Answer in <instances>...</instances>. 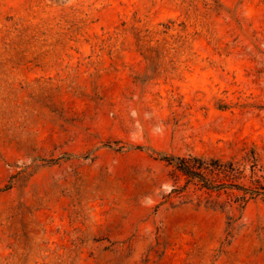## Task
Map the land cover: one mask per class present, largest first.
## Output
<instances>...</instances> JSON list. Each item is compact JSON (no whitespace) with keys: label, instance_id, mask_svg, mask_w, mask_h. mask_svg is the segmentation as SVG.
Masks as SVG:
<instances>
[{"label":"rangeland","instance_id":"rangeland-1","mask_svg":"<svg viewBox=\"0 0 264 264\" xmlns=\"http://www.w3.org/2000/svg\"><path fill=\"white\" fill-rule=\"evenodd\" d=\"M251 149L264 0H0V264H264L164 160Z\"/></svg>","mask_w":264,"mask_h":264},{"label":"trees","instance_id":"trees-1","mask_svg":"<svg viewBox=\"0 0 264 264\" xmlns=\"http://www.w3.org/2000/svg\"><path fill=\"white\" fill-rule=\"evenodd\" d=\"M164 160L184 178L185 190L193 188L207 195V204L214 209L242 213L251 202L264 200V167L255 149L245 152L240 159L190 154ZM240 219L229 218L228 237Z\"/></svg>","mask_w":264,"mask_h":264}]
</instances>
